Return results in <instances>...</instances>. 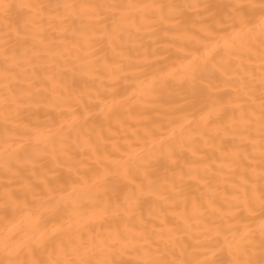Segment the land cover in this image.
Listing matches in <instances>:
<instances>
[{
    "label": "bare ground",
    "instance_id": "1",
    "mask_svg": "<svg viewBox=\"0 0 264 264\" xmlns=\"http://www.w3.org/2000/svg\"><path fill=\"white\" fill-rule=\"evenodd\" d=\"M0 264H264V0H0Z\"/></svg>",
    "mask_w": 264,
    "mask_h": 264
}]
</instances>
